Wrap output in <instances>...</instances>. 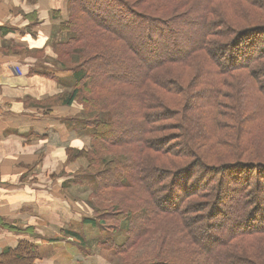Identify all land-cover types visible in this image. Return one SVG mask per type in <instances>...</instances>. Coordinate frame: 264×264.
I'll list each match as a JSON object with an SVG mask.
<instances>
[{
    "label": "trees",
    "instance_id": "obj_1",
    "mask_svg": "<svg viewBox=\"0 0 264 264\" xmlns=\"http://www.w3.org/2000/svg\"><path fill=\"white\" fill-rule=\"evenodd\" d=\"M65 5L53 51L57 69L73 79L62 105L83 106L69 122L82 127L89 149L76 154L88 160L84 177L100 170L96 179L117 180L109 185L123 195L106 204L125 240L105 247L96 239L91 249L119 255L118 264H264V159L255 153L264 149V0ZM227 103L236 115L225 114ZM233 122L254 123L255 132L230 133ZM97 147L118 158L92 159ZM99 211L86 221L104 230ZM37 258L21 243L1 264Z\"/></svg>",
    "mask_w": 264,
    "mask_h": 264
},
{
    "label": "crops",
    "instance_id": "obj_2",
    "mask_svg": "<svg viewBox=\"0 0 264 264\" xmlns=\"http://www.w3.org/2000/svg\"><path fill=\"white\" fill-rule=\"evenodd\" d=\"M65 2L0 0V264L21 243L35 264H105L110 253L90 247L88 160L76 154L89 142L69 122L83 108L61 103L73 85L53 51Z\"/></svg>",
    "mask_w": 264,
    "mask_h": 264
},
{
    "label": "rangeland",
    "instance_id": "obj_3",
    "mask_svg": "<svg viewBox=\"0 0 264 264\" xmlns=\"http://www.w3.org/2000/svg\"><path fill=\"white\" fill-rule=\"evenodd\" d=\"M57 38H58L56 40L57 42L64 41L63 38H62V36H59ZM231 94H232V97H234L233 99H236L237 98L236 97L237 96V93L236 92H232ZM75 104H78L76 106L79 107V108L80 107H83V106H81L77 102ZM225 105H226V107L224 108L225 109V114H227V115L230 116V115H236L238 113V112L236 113V111H235L236 109L234 108V105L233 104H228L227 103ZM243 106H244V104H243ZM89 109L91 110L90 107H89ZM241 114H242V111H241ZM244 118H246V116L243 117L241 120H244ZM168 123H169V125L171 127H173L171 121H169ZM253 124L252 123L251 124H249V123H245L244 124L243 123V124H241L242 125V127H241V125H237L236 123L233 122L232 124L229 125V129H233V130H229V132L232 133L233 131H235L237 129H241L242 131L244 130L246 132L248 131L250 133H251V131L252 132L253 131L255 132V127L256 126L253 125ZM173 132H175V131H173ZM246 132H243L241 134V136H240V138L243 137L244 142H245V140L249 139V138H247L248 136H246V134H245ZM164 133L165 134H163V133L162 134L163 135H166V134L172 133V132H164ZM163 135H161V136H163ZM259 135L262 136L260 139H263V136H264V128L263 127L260 128ZM231 139L235 143L236 140L234 139L233 136H231ZM260 139H259V141H260ZM259 141H258L257 145L260 144ZM175 142L176 143H179L178 140H177V141H174V142H169V144H171V146H174L173 143H175ZM96 151L99 152L100 156H96L95 153L92 152V154H91L92 155V159H99V157H101L104 160H107V159L111 158V156H114L111 153H115L118 150L113 149V148H111L109 150H106V149H103L102 150L100 147L99 148L97 147ZM255 153H256L257 156H259L258 157L259 160L260 159H264V158H262V157H264V149H263V146L262 147H259L257 149V151H255ZM114 157H116V156H114ZM117 158L118 157H116V159ZM254 160H257L258 161L257 158L252 159L251 161L254 162ZM235 165L237 167H239V169H241V170L243 169L242 168L243 166H242L241 163H238V164H235ZM95 169H97V168H95ZM98 171H100V170H91V173H90L91 174V177L89 179V185L86 186L87 188H83V190H84V194H85V191H88V194L86 196H84V197L85 198L88 197L89 200H90V204H93L92 206L94 208H97L96 210H94V209L92 210L93 207L91 208V206H90V209H91V217H98L97 210H100L99 212H100L101 215H103L102 218L104 219V222H105V224H104V227L105 228L102 227L104 230H102V229L99 230L98 228L91 229L90 230V241L93 242V243L95 242L96 239H98L100 242L105 241L106 244L104 246L107 247L108 246V243H109V240L112 239V241L115 244L121 245L123 243V241L125 240V238H126V231L123 228L120 229V230H118V231H115V230H117L119 228L118 227L117 229H115L116 226L118 225V220L116 219L117 213L113 209L107 208L108 205L106 203L108 202L107 201V198H108V200H112V199L117 200L118 198H121L123 195L120 194V191L119 190H114V188H112L109 185V184L117 185L118 184V181L117 180L115 182H113L115 179L114 180H107L106 179V176H104L100 180L98 179V177L96 179L95 174ZM254 175H255L254 177L256 178L258 176L257 175V172L254 173ZM177 176H179V175L177 174ZM259 179H262L263 180V177H261ZM186 181H187V177H183L182 178V181H181V185L182 186H185L184 183ZM197 181L200 182L199 178L193 177L192 179H189V185L191 187H195ZM127 184L129 185V182H127ZM227 185L229 187V184L228 183H227ZM108 186H110V187H108ZM121 191L122 192H125L127 195H129V193H133L132 188L130 190H128V192L125 189H123ZM175 191H179V190L178 189H175ZM225 192H227V191H225ZM259 215H258V217H259ZM123 220L124 219H120V222H122ZM95 252H97L96 249H95ZM120 261H121V258L117 254H115L113 257L110 255V253H106V255H105V264H110L111 262H112V264H114V263L118 264Z\"/></svg>",
    "mask_w": 264,
    "mask_h": 264
}]
</instances>
